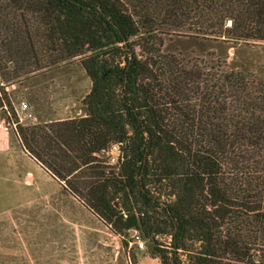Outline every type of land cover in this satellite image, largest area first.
Masks as SVG:
<instances>
[{"label":"trees","instance_id":"16d2710c","mask_svg":"<svg viewBox=\"0 0 264 264\" xmlns=\"http://www.w3.org/2000/svg\"><path fill=\"white\" fill-rule=\"evenodd\" d=\"M241 42L264 44V0H0V107L161 264H264V74L229 62ZM72 61L92 81L85 114L19 122L6 87Z\"/></svg>","mask_w":264,"mask_h":264},{"label":"rangeland","instance_id":"374dc122","mask_svg":"<svg viewBox=\"0 0 264 264\" xmlns=\"http://www.w3.org/2000/svg\"><path fill=\"white\" fill-rule=\"evenodd\" d=\"M229 62L264 74V44H235ZM91 88L83 67L72 61L6 91L19 122L44 123L84 115ZM9 111L0 107V264H161L150 244L142 249L133 233L114 232L23 148ZM115 156L102 158L112 165Z\"/></svg>","mask_w":264,"mask_h":264},{"label":"built area","instance_id":"2783aa9c","mask_svg":"<svg viewBox=\"0 0 264 264\" xmlns=\"http://www.w3.org/2000/svg\"><path fill=\"white\" fill-rule=\"evenodd\" d=\"M22 109L25 110L26 109V104L25 102H22ZM117 153V156L113 157L112 158V161H113V164H116L119 162V159L121 157V151H120V144H113L110 149L106 152L107 154H110L112 152H115ZM132 233H133V239H134V242L142 249H144L145 247H147V245H149V242L147 240H145L141 235L140 233L137 231V230H131ZM130 231V232H131Z\"/></svg>","mask_w":264,"mask_h":264},{"label":"water","instance_id":"95a60500","mask_svg":"<svg viewBox=\"0 0 264 264\" xmlns=\"http://www.w3.org/2000/svg\"><path fill=\"white\" fill-rule=\"evenodd\" d=\"M117 205V204H116ZM130 234H132V231L130 232Z\"/></svg>","mask_w":264,"mask_h":264}]
</instances>
